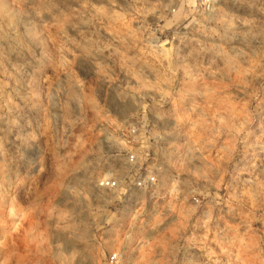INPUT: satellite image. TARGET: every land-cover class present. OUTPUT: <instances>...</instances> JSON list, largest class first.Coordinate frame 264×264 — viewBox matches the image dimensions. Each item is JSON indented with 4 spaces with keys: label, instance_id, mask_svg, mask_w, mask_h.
<instances>
[{
    "label": "rangeland",
    "instance_id": "rangeland-1",
    "mask_svg": "<svg viewBox=\"0 0 264 264\" xmlns=\"http://www.w3.org/2000/svg\"><path fill=\"white\" fill-rule=\"evenodd\" d=\"M115 251L264 264V0H0V264Z\"/></svg>",
    "mask_w": 264,
    "mask_h": 264
},
{
    "label": "built area",
    "instance_id": "built-area-1",
    "mask_svg": "<svg viewBox=\"0 0 264 264\" xmlns=\"http://www.w3.org/2000/svg\"><path fill=\"white\" fill-rule=\"evenodd\" d=\"M204 6L212 4V0H200ZM128 170L126 174L114 173L109 177H101L96 181L99 189H108L113 191H125L133 189H146L151 187L156 181L154 172L150 169L141 167L139 160L134 153H130L125 159ZM119 254L117 251L108 255L107 264H117Z\"/></svg>",
    "mask_w": 264,
    "mask_h": 264
}]
</instances>
